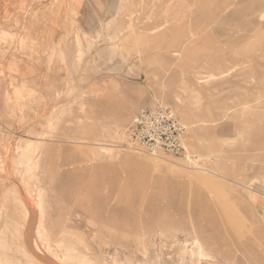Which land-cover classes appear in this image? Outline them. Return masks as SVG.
I'll return each mask as SVG.
<instances>
[{
  "label": "rangeland",
  "instance_id": "374dc122",
  "mask_svg": "<svg viewBox=\"0 0 264 264\" xmlns=\"http://www.w3.org/2000/svg\"><path fill=\"white\" fill-rule=\"evenodd\" d=\"M157 103L184 156L130 141ZM263 186L264 0H20L0 20V264H190L195 241L201 264H264Z\"/></svg>",
  "mask_w": 264,
  "mask_h": 264
},
{
  "label": "built area",
  "instance_id": "2783aa9c",
  "mask_svg": "<svg viewBox=\"0 0 264 264\" xmlns=\"http://www.w3.org/2000/svg\"><path fill=\"white\" fill-rule=\"evenodd\" d=\"M186 127L175 110L162 104L142 108L129 125L130 141L144 152L175 157L187 154Z\"/></svg>",
  "mask_w": 264,
  "mask_h": 264
},
{
  "label": "crops",
  "instance_id": "0c3cea01",
  "mask_svg": "<svg viewBox=\"0 0 264 264\" xmlns=\"http://www.w3.org/2000/svg\"><path fill=\"white\" fill-rule=\"evenodd\" d=\"M19 1L20 0H0V20L6 18L11 12L12 5ZM253 205L255 210L264 217V191L255 197V203H253Z\"/></svg>",
  "mask_w": 264,
  "mask_h": 264
},
{
  "label": "bare ground",
  "instance_id": "6f19581e",
  "mask_svg": "<svg viewBox=\"0 0 264 264\" xmlns=\"http://www.w3.org/2000/svg\"><path fill=\"white\" fill-rule=\"evenodd\" d=\"M1 234V233H0ZM182 242V241H181ZM3 246V245H2ZM156 247L155 243L150 245V250ZM189 247H184L183 252H187ZM191 250L189 252V259L187 261L190 264H201L202 262L207 260L209 254L202 248L199 242L195 241L193 245H191ZM11 255V254H10ZM10 258V257H9ZM9 261V260H8ZM8 263V262H7Z\"/></svg>",
  "mask_w": 264,
  "mask_h": 264
}]
</instances>
